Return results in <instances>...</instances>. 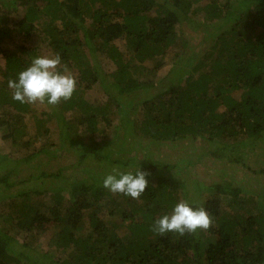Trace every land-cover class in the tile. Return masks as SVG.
<instances>
[{"label":"trees","instance_id":"1","mask_svg":"<svg viewBox=\"0 0 264 264\" xmlns=\"http://www.w3.org/2000/svg\"><path fill=\"white\" fill-rule=\"evenodd\" d=\"M4 4L0 130L10 140L8 153L15 156L0 154V200L6 204L0 213V224L4 223L0 264H264V190L257 194L236 180L202 181L197 190H204L203 198L196 189L192 198L186 180L166 174L162 178L159 170H175V164L163 167L151 158L132 160L138 157L135 153L126 155L132 151L130 145L138 153L164 141H201L212 156L236 162L237 156H230L238 153L235 146L250 143L254 149L264 142V0H6ZM13 11L19 16L8 19ZM34 33L41 37L40 47L59 54L67 70L73 71L69 74L76 79V90L56 106L45 102L46 110L27 128L29 104L12 99L8 81L37 56L36 44L13 40L18 35L28 42ZM117 38L124 40L127 52L115 45ZM168 52L173 61L158 82L138 80L141 72H153ZM94 57H102L104 66L112 64L113 69L105 70L102 61L104 70L96 67ZM156 57L154 69L143 65ZM62 69L61 65L57 71L64 73ZM157 84H161L158 94L142 99L141 93L146 89L154 93ZM93 85L103 89L101 101L85 98ZM52 123L58 131L54 135ZM110 128L119 131L121 146L115 150L113 140L94 139ZM51 136L57 142L48 140ZM69 153L75 154L74 161L66 166L78 177L62 176V165L54 173L41 170L37 176L65 184L54 189L34 186L6 198L15 167L33 161L38 166L43 157L54 162ZM113 170L148 173L140 199L107 192L102 180L116 174ZM258 172L264 173V167ZM180 201L204 207L212 226L183 236L162 237L151 231L154 220L170 214ZM97 202V210L111 206L110 220L97 216ZM8 229L33 237L51 234L49 245L62 255L19 252Z\"/></svg>","mask_w":264,"mask_h":264},{"label":"rangeland","instance_id":"2","mask_svg":"<svg viewBox=\"0 0 264 264\" xmlns=\"http://www.w3.org/2000/svg\"><path fill=\"white\" fill-rule=\"evenodd\" d=\"M4 2H6V0H0V15L3 13V11H6L7 9V6H5ZM10 8H12V6H10ZM17 16L19 15H16V12L13 11L8 14V19L10 18L14 19ZM208 26L211 28L213 25L212 26L208 25ZM196 33H199V32H196ZM40 39L41 37L38 38L34 33L33 39L31 38L28 42L21 41V38L18 35L17 37H15L13 41L16 43L22 42L26 45H33V46H35L36 44L37 56H40V55L51 56V52H49L46 48L40 47L39 45L41 44ZM115 45L118 46V48L122 52H127L124 40L122 38H117L115 40ZM94 58H93V63L95 64L96 67L102 68V70L105 69L107 71H111L113 69L114 66L112 64L104 66L105 65L104 61L106 60L102 59V57L99 59L97 57L95 59ZM156 60H157V57L153 59L145 60L143 62V65H145L148 68L154 69L152 67L154 64L157 63ZM99 61L103 62L104 69H103V66L101 65L102 63L99 64ZM172 61H173L172 54L168 52L166 56L162 57L161 63L155 70H153V72L152 71L141 72V74L137 76L138 80L145 81V80L150 79L153 81L156 80L155 82H158L159 77L163 76L165 73L168 72L172 64ZM61 65L63 67L62 70L64 74H69L73 72V71L70 72L69 70H67V67H65L63 63H61ZM160 85L161 84H157V86H155L154 93L151 92L152 90L150 91H147V89L144 90L145 92L141 93L142 99L149 98L150 95L158 94V92L161 90L159 89L161 88L159 87ZM103 94H104L103 89H101L100 86L93 85L91 88H89L86 91L85 98L87 99L92 98V99L101 101ZM46 108H47V105L45 103L41 104L37 102L35 104H29L30 111L27 115H25V118H26L25 123L27 125V128H32L31 126L34 124L33 117L34 116L40 117L41 112L46 110ZM115 121L116 119L114 117V122ZM29 131H31V129ZM51 131L53 132V135L58 132L55 129L54 123H52V127L50 128V132ZM103 131L104 132L99 133L95 136L93 134L94 139L101 140L102 137L104 136L103 138H105L106 143H110L113 140L111 143L112 150H115V148H120L121 146L119 144L120 138H117L119 135V131L117 129L112 130L111 128L107 130L103 129ZM115 138H117L118 140ZM48 140L57 142V140L55 139V136L49 137ZM205 145L206 144H204V142L202 143L201 141H197L194 144L193 142L189 143L186 141L185 142L164 141L158 145H153L149 147L148 148L149 150L146 152H144V149H139L138 153H136L137 151H135L133 147L130 145L132 151L126 155H132L135 153L138 157H135L132 160H138V159L143 160V158L145 157H147V159L151 158L153 162L158 163L160 164V166H163V167L166 165L174 166L173 164H175L176 165L175 170L174 169L165 170L161 167L162 169L159 170V172L160 174L163 173L162 178H164V175L166 174L167 176L171 175V176H175L177 179L186 180V186L188 187L187 191H189L190 195L192 194L191 195L192 198L196 196L194 195V189H196V191L200 194V198L201 199L203 198L202 194L204 193V190L202 189L199 191L197 190L198 183L202 181L211 184V183H220L224 181L228 182L229 180L231 181L236 180L239 182V185L245 186V188H248L249 190L257 192V194L258 193L260 194L264 190V173L260 174V172H258L260 168L264 167V142L259 143L254 149L250 147L251 145L250 143L249 144L244 143L242 146L241 145L235 146V148H237L238 150V153L233 152L231 153L230 156L232 158H236L237 156L238 161L236 162L229 161L228 158L230 157L226 158V157L220 156L219 158H216L214 155L212 156V154L209 153V151H205ZM125 147H129V146L126 145ZM11 148L12 147L10 145V140L2 137V131L0 130V154L8 153L11 150ZM229 151L231 152L232 149H229ZM229 151H228V154L230 153ZM149 154H151V156H149ZM7 155H9V157L11 155L15 156V153L11 155L10 153H8ZM74 155L75 154L73 153H69L66 156L65 155L63 156L62 154L61 157H55L56 159H54L55 160L54 162L52 161L53 163L48 162L46 158L43 157V161H40V163L38 162V166H34L35 161H33L28 164H23L18 167H15V172L10 174V176L12 177L11 181L12 182L14 181V182H13L12 187L9 190L5 191L9 194L6 196V198L9 199L10 197L11 198L16 197V195L18 194V191H26V190L34 188V186L41 187L43 185V187L45 188L54 189L59 185L65 184V181L63 180H57V179L55 180L49 176L47 177L37 176L38 172H40L41 170H44L47 173H54L56 172L57 168H59V166L62 165L64 166L60 170L62 176L69 177L70 179L71 177L72 178L78 177L77 176L78 173L76 170L73 171L72 169H69L66 166L67 164H69V161L73 159L72 157ZM123 160H125V157H123ZM70 163L72 162L70 161ZM2 172L3 170H0V173ZM67 187L68 186H66L65 188ZM109 193L114 195L111 192ZM36 197L37 196H34L33 199H35ZM42 198L44 202H46L45 204H47L48 199L46 198V195ZM108 199L109 197L105 195L103 197L104 203L108 202ZM0 201H1L0 202V213H1L2 210L6 208L5 206L6 204L2 203L3 200H0ZM98 205H99V202L94 204V208L97 211V216L104 221L110 220L112 216L108 213V211L111 206L101 205L102 206L101 209L97 210L98 207L96 206ZM84 221H85L84 223L87 225V220L84 219ZM0 225L4 227V223H1ZM7 231L11 235H14L13 242H15L16 244L14 243L15 245L13 247H15L19 252H24V253L29 252L28 255L30 254L32 256H37L38 253H41L44 251H48V253L49 252L54 253V255H62V253H60L61 252L60 250H57L54 247L49 245V239H50L51 234H45L43 236L33 237V235H29L27 233H24L23 231L17 232V231H13L10 229H8ZM19 242H25L27 245L21 246ZM31 249H34V250H31Z\"/></svg>","mask_w":264,"mask_h":264},{"label":"clouds","instance_id":"3","mask_svg":"<svg viewBox=\"0 0 264 264\" xmlns=\"http://www.w3.org/2000/svg\"><path fill=\"white\" fill-rule=\"evenodd\" d=\"M61 63L59 54L34 57L15 80L8 81V87L13 90L12 99L27 104L46 102L52 106L69 100L76 90V79L71 74L57 71ZM113 171L116 174L106 175L102 186L113 194L140 199L148 185V173L140 170L135 174ZM212 224V217L204 207L193 208L187 202L180 201L173 206L170 214L155 219L150 227L151 231L163 237L167 233L180 236L193 234L197 230H208Z\"/></svg>","mask_w":264,"mask_h":264}]
</instances>
